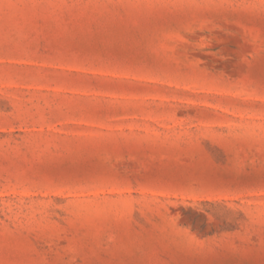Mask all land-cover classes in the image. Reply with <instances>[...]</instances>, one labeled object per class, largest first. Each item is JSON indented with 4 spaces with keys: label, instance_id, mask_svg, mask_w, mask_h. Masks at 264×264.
I'll list each match as a JSON object with an SVG mask.
<instances>
[{
    "label": "rangeland",
    "instance_id": "1",
    "mask_svg": "<svg viewBox=\"0 0 264 264\" xmlns=\"http://www.w3.org/2000/svg\"><path fill=\"white\" fill-rule=\"evenodd\" d=\"M0 264H264V0H0Z\"/></svg>",
    "mask_w": 264,
    "mask_h": 264
}]
</instances>
